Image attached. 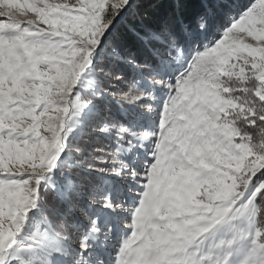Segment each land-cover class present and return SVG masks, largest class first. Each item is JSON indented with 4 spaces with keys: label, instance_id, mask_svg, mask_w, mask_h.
<instances>
[{
    "label": "snow or ice",
    "instance_id": "obj_1",
    "mask_svg": "<svg viewBox=\"0 0 264 264\" xmlns=\"http://www.w3.org/2000/svg\"><path fill=\"white\" fill-rule=\"evenodd\" d=\"M189 2L0 0V264H264V0Z\"/></svg>",
    "mask_w": 264,
    "mask_h": 264
},
{
    "label": "trees",
    "instance_id": "obj_2",
    "mask_svg": "<svg viewBox=\"0 0 264 264\" xmlns=\"http://www.w3.org/2000/svg\"><path fill=\"white\" fill-rule=\"evenodd\" d=\"M247 0H190L179 6L180 11L183 13L185 19L192 20L196 13L207 11L210 16V23L216 28L224 18L227 16L228 11H233L239 5L246 3ZM142 9L153 11L152 6L147 4L140 6ZM175 6L169 3H162L155 9L157 14L165 11L170 12Z\"/></svg>",
    "mask_w": 264,
    "mask_h": 264
},
{
    "label": "rangeland",
    "instance_id": "obj_3",
    "mask_svg": "<svg viewBox=\"0 0 264 264\" xmlns=\"http://www.w3.org/2000/svg\"><path fill=\"white\" fill-rule=\"evenodd\" d=\"M141 5H146V4H141ZM140 5V6H141ZM148 6V5H147ZM232 12V11H231ZM230 11H228V13H227V16L224 18V21L223 22H221L217 27H219L221 24H223V23H225L226 21H227V19L229 18V15H230V13H231Z\"/></svg>",
    "mask_w": 264,
    "mask_h": 264
}]
</instances>
